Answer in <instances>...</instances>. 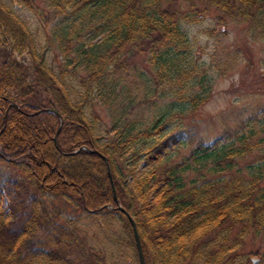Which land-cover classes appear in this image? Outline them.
I'll list each match as a JSON object with an SVG mask.
<instances>
[{"label":"trees","instance_id":"trees-1","mask_svg":"<svg viewBox=\"0 0 264 264\" xmlns=\"http://www.w3.org/2000/svg\"><path fill=\"white\" fill-rule=\"evenodd\" d=\"M9 1L52 24L38 49L29 27L0 0V47L25 53L33 74L28 80L22 62L0 60V148L33 189L22 218L11 203L20 191L27 194L23 179L0 183L8 200L0 209V264H124L114 249L119 235L130 253L126 264H139L118 205L135 222L144 264H232L234 258L250 264L247 255L258 254L236 258L225 236L234 227L237 242L247 234L264 240V107L194 144L193 129L181 120L209 96L208 82L194 76L196 41L187 27L211 18L223 29L207 27L208 38L220 39L234 23L264 41V0ZM49 46L55 70L44 59ZM136 53L152 70H136L135 76L159 101L134 98L135 84L125 73ZM69 73L79 86L74 91L64 80ZM89 95L107 109L105 131L84 115ZM149 107L150 117L144 113ZM18 122H31L36 131L28 138L9 136L5 129ZM181 147L188 151L175 159ZM84 167L100 185L98 195L65 178ZM35 194L78 205L90 229L75 223L78 216H48L43 205H34ZM36 223L45 229L42 238ZM117 225L118 236L112 229ZM211 230L221 235L212 246L203 239ZM99 234L105 241L97 240ZM259 257L261 264L264 252Z\"/></svg>","mask_w":264,"mask_h":264},{"label":"rangeland","instance_id":"rangeland-1","mask_svg":"<svg viewBox=\"0 0 264 264\" xmlns=\"http://www.w3.org/2000/svg\"><path fill=\"white\" fill-rule=\"evenodd\" d=\"M3 1L8 4L22 22L29 27L34 35L36 46L40 49L45 43L46 36H51L50 27L52 22L48 21L46 23V19L32 14L26 8H23L16 3H12L9 0ZM207 27H213L215 31L223 29V26L213 24L211 18L210 20H202L198 24L187 27V34L196 41L195 48L197 59L195 61L199 66L195 69L194 76L197 78L201 77L202 82H208L209 85V96L207 100L200 104L193 114L186 116L181 120L183 125H187L194 131L191 136V144H194L198 140L208 141L213 139L220 135L225 129L230 128L235 124L240 123L241 120L255 114L254 112H257L259 107H264V41L258 39V41L253 40L242 32L241 26L234 23H230L226 26V35L224 34L220 39L208 38L206 34L203 33ZM54 55V47L49 46L48 50L45 52L44 59L46 64L55 70L56 63L54 61ZM10 58L22 62L27 68V79H33L31 63L29 57L25 53L17 54L13 52L10 54L8 47H0V60ZM128 62V72L125 73V76L127 77V80L130 79L132 84H135L130 86L133 93L136 92L134 94L135 100H147V102H150V100L159 101L156 92L152 94L146 92L147 89L145 84L138 81L135 76L134 72L136 70H144L145 72H151L152 70L150 68L148 69L143 57L139 53H136L128 60ZM76 74L80 73L76 72ZM65 78L64 80L67 87H70V91L78 89L79 86L77 85L76 78H74L72 74L69 73V76ZM165 88L166 85L163 86V89ZM145 92L146 94L144 95ZM90 97L92 99L85 103L83 110L84 115L95 126H97L98 129H103L105 131L108 128L109 119L107 109L96 96ZM168 99L169 97H166V100ZM150 108L152 109V107H149L146 109V112H144L148 117L152 116V110H150ZM27 123L28 125H22L21 122H18L17 125L15 124L16 127L9 124L10 127H7L5 130L9 136L28 138V136L30 137L36 129L31 122ZM187 151L188 147L179 148V153L175 159H178L181 155H185ZM0 157L2 158V161L0 162V183H7V181L11 182L16 178H21L24 181L27 194H25L24 191H20L19 196H17L11 204L17 206L16 211L22 218H25L28 212L27 208H29L26 203L29 202V194L33 192V189L26 184V174L22 170L13 166L12 162L15 159L11 158L7 153H2L1 148ZM252 157L253 155L249 156L247 159L250 160ZM89 172H91L90 169L84 167L76 173L65 175V178L74 184H84L87 192L98 195L101 192V187L99 184L94 185V183L91 182L87 177V173ZM58 178L63 179L64 176L58 175ZM54 179L55 178H53V180ZM95 179L94 181L98 182ZM110 185L113 194V184L111 183ZM35 199L37 201H35L34 205H43L49 213L47 214L48 216L59 217V219L62 220L64 217L73 218L78 216L79 219L75 221V223L78 224L81 220L83 222L80 223L81 226L90 229L92 222H90L89 216H86L78 205H75L72 202L70 203L67 199L59 196H41L35 194ZM90 200L92 203L94 202L93 198L89 199V201ZM7 202L6 194L3 191H0V209L5 207ZM115 202H117V199ZM20 205H26V207L22 209ZM104 207L110 208L111 206L104 205ZM100 208L101 207L98 209ZM88 211L89 213L92 212V210ZM98 222L102 223L101 220H98ZM33 225L36 226L38 235L41 238L44 237L43 231H45V229L43 225L38 223ZM112 229L113 233H116L118 236V230H120L118 225L116 227L112 226ZM236 229L237 228L233 227V229L225 236V239H227L225 244L228 246V250L231 254H234L236 258L242 253L247 254L250 251L251 253L256 252L258 255H247V258L249 259V262L251 258H258V261L256 262V264H258L260 258L259 255L264 252V240L260 237H256L253 240V236L247 234L237 242L235 240ZM217 230L220 229L218 228ZM102 237V234H99L97 240H104ZM220 238L221 235L218 234L216 230H211L203 237V239L207 241L210 240V246ZM113 240L115 241L114 249L118 252L116 259L120 260V262L126 261L124 263L126 264L130 259L128 248L123 245L120 235L114 237ZM234 260L235 258L232 260V264H236V260ZM198 261L200 262L202 259H199ZM261 264H264V262Z\"/></svg>","mask_w":264,"mask_h":264},{"label":"water","instance_id":"water-1","mask_svg":"<svg viewBox=\"0 0 264 264\" xmlns=\"http://www.w3.org/2000/svg\"><path fill=\"white\" fill-rule=\"evenodd\" d=\"M45 110H51V109H45ZM67 154H70V153H67ZM112 197H113L114 201H116L114 193L112 194ZM117 209L125 214L128 222L130 224L131 231H132V237H133V240H134V246H135V250H136V254H137L138 263L139 264H144L143 256H142V252H141V247H140V243H139V239H138V235H137V232H136V229H135L134 222L131 219V217L120 206H117ZM257 261H258V258H251L250 259V264H256Z\"/></svg>","mask_w":264,"mask_h":264},{"label":"bare ground","instance_id":"bare-ground-1","mask_svg":"<svg viewBox=\"0 0 264 264\" xmlns=\"http://www.w3.org/2000/svg\"><path fill=\"white\" fill-rule=\"evenodd\" d=\"M6 159V158H5ZM111 182V181H110ZM135 223V222H134Z\"/></svg>","mask_w":264,"mask_h":264}]
</instances>
